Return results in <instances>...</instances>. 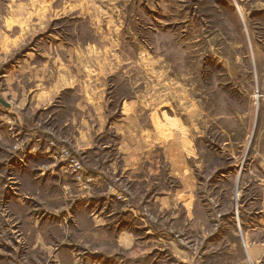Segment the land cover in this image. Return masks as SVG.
I'll use <instances>...</instances> for the list:
<instances>
[{"label": "rangeland", "instance_id": "obj_1", "mask_svg": "<svg viewBox=\"0 0 264 264\" xmlns=\"http://www.w3.org/2000/svg\"><path fill=\"white\" fill-rule=\"evenodd\" d=\"M40 89L43 105L23 104ZM21 106L50 131L47 148L61 157L78 189L84 188L70 159L90 173L89 187L93 176L73 136L89 129L105 160L117 155V144H153L151 161L161 149L173 160L182 148L200 181L188 191L197 198L187 197L184 208L202 209L209 218L231 211L239 226L238 199L256 196L264 175V0H0L3 264H13L25 243L8 229L14 220L6 218V193L19 191V182L18 169L3 164V149L37 145L19 127ZM161 172L149 178L157 194L179 179ZM105 179L128 181L114 174Z\"/></svg>", "mask_w": 264, "mask_h": 264}, {"label": "crops", "instance_id": "obj_2", "mask_svg": "<svg viewBox=\"0 0 264 264\" xmlns=\"http://www.w3.org/2000/svg\"><path fill=\"white\" fill-rule=\"evenodd\" d=\"M122 53L119 48L118 58ZM45 97L40 89L23 104L39 108ZM99 110L98 118L101 104ZM19 115V127L30 136L29 143L37 145L19 150L6 144L3 149V164L13 173L18 169L19 182V191L6 193V218L14 220L8 229L25 239L13 264H264V175L257 181L256 196L238 199L242 222L236 226L231 211L224 215L216 210L218 216L209 218L202 209L184 208L187 197L197 198L188 191L196 190L200 181L190 172L182 148L173 160L170 151L164 154L161 149L151 161L153 144H117V155L105 160V148L91 144L89 129L73 136L76 152L93 176L91 187L82 191L62 171L61 157L49 152L50 131L41 126L37 113L21 106ZM159 171L168 178L174 172L179 179L157 194L149 178ZM107 174L124 177L132 187L118 179L119 184L113 182L115 188L107 190Z\"/></svg>", "mask_w": 264, "mask_h": 264}, {"label": "built area", "instance_id": "obj_3", "mask_svg": "<svg viewBox=\"0 0 264 264\" xmlns=\"http://www.w3.org/2000/svg\"><path fill=\"white\" fill-rule=\"evenodd\" d=\"M68 165H70V167L72 168V170L75 172L76 178L80 182L79 186H81L84 189H88L89 185H88L87 182L90 181V180H92V177L89 176L90 175L89 173H87L86 171H84L82 169L79 160L78 159H75V158H72V159H70ZM82 175H86V177L83 178ZM84 180H85V182H84ZM114 188H115V186H114L113 182L112 181H109L107 183V190L111 191ZM116 197L121 198V195L117 193L116 194Z\"/></svg>", "mask_w": 264, "mask_h": 264}]
</instances>
